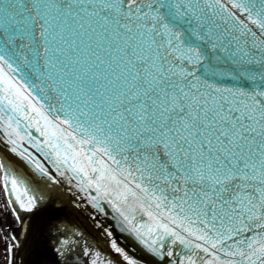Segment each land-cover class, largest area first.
Listing matches in <instances>:
<instances>
[{
	"label": "snow or ice",
	"instance_id": "snow-or-ice-1",
	"mask_svg": "<svg viewBox=\"0 0 264 264\" xmlns=\"http://www.w3.org/2000/svg\"><path fill=\"white\" fill-rule=\"evenodd\" d=\"M0 144V225L52 208L111 238L103 214L158 264H264V0H5ZM3 239L24 264L26 229Z\"/></svg>",
	"mask_w": 264,
	"mask_h": 264
},
{
	"label": "water",
	"instance_id": "water-1",
	"mask_svg": "<svg viewBox=\"0 0 264 264\" xmlns=\"http://www.w3.org/2000/svg\"><path fill=\"white\" fill-rule=\"evenodd\" d=\"M4 2L5 0H0V4ZM4 147L6 146L0 144V148ZM19 215L24 227L22 228L18 221L12 232L24 240V229L27 231V240L19 249L17 257V260H23L24 264H91L92 259L97 258L96 253L100 254L99 261H102V264H108L109 261L112 264H126L111 248L112 240H115L129 256L135 258L138 264H158V258L147 252L133 236L122 231V226L111 216L105 217L103 214L99 216L102 227H108L112 232L109 238L101 228L94 227L90 220L84 221L75 215L57 212L52 208L32 213L20 210ZM57 227L59 232L56 231ZM77 229L82 233L78 237L75 235ZM61 235L68 237L69 247L72 249L66 252L65 256H57L51 250L50 241Z\"/></svg>",
	"mask_w": 264,
	"mask_h": 264
},
{
	"label": "rangeland",
	"instance_id": "rangeland-1",
	"mask_svg": "<svg viewBox=\"0 0 264 264\" xmlns=\"http://www.w3.org/2000/svg\"><path fill=\"white\" fill-rule=\"evenodd\" d=\"M7 207V204H6V200H5V198H3V196H2V193H0V219H1V221H3L4 220V218H3V216H2V213H3V211H4V209ZM10 221H11V219L10 218H6V224H2V225H0V226H4L5 227V231H3L1 234H2V238L4 237V236H8L9 235V229H10ZM3 241H4V239H3ZM9 242H11V240H9Z\"/></svg>",
	"mask_w": 264,
	"mask_h": 264
},
{
	"label": "flooded vegetation",
	"instance_id": "flooded-vegetation-1",
	"mask_svg": "<svg viewBox=\"0 0 264 264\" xmlns=\"http://www.w3.org/2000/svg\"><path fill=\"white\" fill-rule=\"evenodd\" d=\"M1 217V216H0ZM7 218H10L11 221H10V229H9V232L12 230V227L14 226V221H13V217L9 211L8 215H7ZM1 221V219H0ZM4 246V241H3V238H2V234L0 233V249H2ZM0 264H5L4 260H3V252L2 250H0Z\"/></svg>",
	"mask_w": 264,
	"mask_h": 264
}]
</instances>
